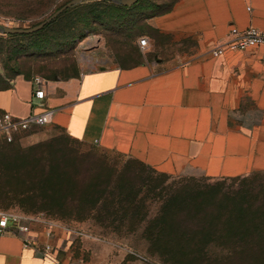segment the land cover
Returning <instances> with one entry per match:
<instances>
[{"label": "crops", "instance_id": "obj_1", "mask_svg": "<svg viewBox=\"0 0 264 264\" xmlns=\"http://www.w3.org/2000/svg\"><path fill=\"white\" fill-rule=\"evenodd\" d=\"M250 26L264 29V0H176L170 11L151 18L154 35L146 36L145 47L134 40L132 54L117 63L67 79H43V101L55 110L53 119L47 128L16 132L14 142L0 134V154L12 155L0 156V192L7 200L59 201L58 206L83 198L90 202L89 212L76 215L117 217L109 211L118 210L120 201L133 206L142 201L136 174L146 168L226 184L264 172L259 50L227 51L219 57L209 52L231 28ZM155 40L173 53L172 59L148 61L157 54ZM31 79L15 77L0 89L1 112L24 118L39 110L31 101ZM84 169L91 181L101 177L84 184ZM87 185L108 186L105 190L112 192L98 195ZM130 187L138 192H129ZM12 208L0 209L19 218L0 227V264H84L60 256L53 247L45 253V239L26 234L55 227L28 224L35 228L28 230L22 218L41 215ZM21 224L27 229L19 232Z\"/></svg>", "mask_w": 264, "mask_h": 264}, {"label": "rangeland", "instance_id": "obj_2", "mask_svg": "<svg viewBox=\"0 0 264 264\" xmlns=\"http://www.w3.org/2000/svg\"><path fill=\"white\" fill-rule=\"evenodd\" d=\"M68 1L0 0V27L30 28ZM169 1L171 0H143L142 5L122 9L119 8L120 3L117 0H83L58 14L40 32L9 35L0 30V70L13 77L40 76L53 80L75 77L93 67L103 68L109 63H117L124 56L132 54L134 40L148 34L154 35L149 30V22L156 16L152 14L158 9L152 4ZM159 41L152 42L157 54L149 55V62L160 63L172 59L173 53L164 50V45ZM96 58H100L97 59L98 62L94 61ZM102 58L108 61H101ZM47 126L48 124L38 129ZM16 134H13L12 142L16 141ZM94 154L97 156L100 152L95 151ZM0 156L5 160L7 157L10 159L12 155L7 154L5 150ZM128 160L137 161L134 158ZM80 175L84 184L96 182L101 177L98 174L99 178L91 181V174L86 169L80 171ZM140 175L145 183L143 194L151 195L152 198L163 196L166 189H178L185 178L183 175L165 172L155 174L148 168ZM140 175L136 174L137 177ZM30 187L35 189L34 186ZM92 187L96 185H87L84 188ZM5 188L6 186L3 189ZM58 204L59 201L54 204L52 201L39 202L31 198L7 200L4 193L0 192V209L11 210L13 207L16 211L41 215L22 218L28 230L35 229L28 224L53 225L55 231L26 235H32L38 241L45 239V244H49L60 256L71 261L84 264H262L261 259H256L260 258L259 255H226L228 251L225 248L233 244V239L225 237L229 235V227L231 228L228 223L214 226L215 223L211 222V226H201L189 219L190 217L184 218L189 219L186 221L189 225L183 227L191 234L192 237H189L179 234L172 221L181 218H175L178 216L172 211L167 215L152 217L157 213L160 215L159 211L165 207L175 208L179 204L176 201L143 202L141 216L124 219L76 215L87 213L86 206L90 203L83 198L73 203L65 201L59 206ZM13 208L12 210H15ZM149 212L152 214L151 218L146 216ZM63 213L74 215L61 216ZM234 225L235 223H232V226ZM210 229L217 232H208ZM159 231L166 232V237H158ZM197 236L213 238L207 248V255L194 259L188 254L196 251L193 248L199 249L198 239L191 240ZM181 237L187 241H183Z\"/></svg>", "mask_w": 264, "mask_h": 264}, {"label": "trees", "instance_id": "obj_3", "mask_svg": "<svg viewBox=\"0 0 264 264\" xmlns=\"http://www.w3.org/2000/svg\"><path fill=\"white\" fill-rule=\"evenodd\" d=\"M175 1L176 0H171L168 3L152 4L154 8L158 9L157 12L153 13L152 15H159L170 11ZM142 3L143 0H138L131 6H124L120 4L119 8H135L139 4L142 5ZM161 9L163 11H159ZM44 27L36 32H40L44 29ZM14 77L8 73L6 74V72H3V70H0V89L7 87L9 85V81ZM1 136L3 137V135ZM3 139L5 140L4 137ZM139 177L141 178V175ZM142 181L143 180L141 179V182ZM181 185L182 186L178 189H166L165 194L159 198L157 196L152 198L151 195L143 194V187H145V183L142 182L141 202L136 201L135 205L133 206V202H129V200L125 201V204H122L123 202L120 201V208L114 211L110 210L109 212H115L119 214V216L114 218L120 217L124 219L126 217H132L136 215L141 216L140 212L143 202H152V200L154 202L162 203L169 201L179 202L175 208L170 209V207H165L163 210H160V215L157 213L153 216L151 212H149L146 214V216L151 218V215L152 217L161 216L162 214L167 215L168 212L172 211L178 216L175 218H181L176 219L175 222L172 221V223H175L174 225L179 231V234L188 235L189 237H192L191 234L187 233L183 228L184 225H189L186 224V221L189 219L201 226H211V222L215 223L214 226L228 223L230 224L231 228L229 227V235L225 237H230V239H233V244L227 245L225 248L226 251H228L226 255L234 256L240 253H245L246 255H259L260 258L256 259H261L262 264H264V172H255L244 177L234 178L230 184H226L224 181L205 182L199 179L185 177L184 183ZM106 188H108V186L102 187L101 185H96V187H92L91 189L97 191L98 195L104 194L105 196V194L108 195L112 192L111 190H105ZM130 189L131 190L129 192H138V187H136L135 190H133V187H130ZM123 205H125V209L122 207ZM87 211L88 210H86V212ZM136 211H138V213H136ZM110 217L111 216H107L104 218ZM188 217L190 218L186 220L184 219ZM232 223H235V225L232 226ZM236 225L238 226L235 227ZM198 231L202 232V230ZM208 232L216 233L217 231L213 229L211 231L210 229ZM165 233L166 232L164 231H159L157 236L162 238L166 237L164 235ZM211 238H213V236H206L202 238L197 236L195 238H191L192 241L198 239L197 247L199 249L193 248L196 251L190 252V254H188L189 257L194 259L201 257L204 258L208 253L207 248L211 245L209 243H212ZM180 239L187 241L182 237Z\"/></svg>", "mask_w": 264, "mask_h": 264}, {"label": "built area", "instance_id": "obj_4", "mask_svg": "<svg viewBox=\"0 0 264 264\" xmlns=\"http://www.w3.org/2000/svg\"><path fill=\"white\" fill-rule=\"evenodd\" d=\"M138 44L143 48L147 45V38L140 37ZM249 49L259 50L260 60L264 64V29H259L250 26L243 30H238L233 27L224 41L215 43L209 50L210 54L214 57H219L227 51H245ZM32 84V98L31 101L39 108L38 111H32L24 118L13 117L8 112L0 111V133L4 136L5 140L10 142L13 140V134L26 130L30 127H41L51 123L55 110L47 107L44 103L45 89L44 80L40 76H33L31 79ZM12 218L18 221L19 218L9 213H0V227L5 228L7 220ZM18 231H25L27 227L23 224L18 225ZM28 240V239H27ZM52 251V246L49 244L44 245V252Z\"/></svg>", "mask_w": 264, "mask_h": 264}, {"label": "water", "instance_id": "obj_5", "mask_svg": "<svg viewBox=\"0 0 264 264\" xmlns=\"http://www.w3.org/2000/svg\"><path fill=\"white\" fill-rule=\"evenodd\" d=\"M83 0H69L66 2L64 5H62L60 8L55 10L52 14H50L47 18H45L43 21L40 23L30 27V28H16V27H7V26H2L0 27V30L4 33L7 34H29L36 32L43 28L48 22H50L52 19H54L58 14L66 10L67 8H70L73 5H76L80 3ZM121 5L124 6H131L135 4L138 0H117Z\"/></svg>", "mask_w": 264, "mask_h": 264}]
</instances>
